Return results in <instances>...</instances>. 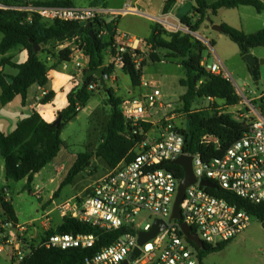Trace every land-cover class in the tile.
Returning a JSON list of instances; mask_svg holds the SVG:
<instances>
[{
  "label": "built area",
  "instance_id": "obj_1",
  "mask_svg": "<svg viewBox=\"0 0 264 264\" xmlns=\"http://www.w3.org/2000/svg\"><path fill=\"white\" fill-rule=\"evenodd\" d=\"M0 8H3L1 4ZM17 10L27 12L29 22L39 18L46 22L78 24H94L98 19H115L120 15L139 13L130 5L120 11L103 6L59 7L34 4ZM161 25L168 32L181 31L195 37V33L183 24L174 26L164 20ZM108 35L107 29L98 32L100 38ZM115 37L121 42L115 41V54L112 53L108 67L123 69V56L131 52L139 68L140 62L135 53L139 50V40L130 34L118 35L117 32ZM68 46L73 51L71 61L81 71L89 61L83 49L84 44L76 35L68 42ZM201 66L207 72L228 79L218 63L210 66L203 60ZM103 78L106 83L116 81L114 73L110 75L104 72ZM99 84L100 79L91 84L89 90H97ZM144 86L150 88L148 94L140 99L126 100L121 106L126 121L133 127H141V138L132 151L134 157L109 168L102 178L85 189L82 197L76 198L77 203L68 202L60 208L63 218L77 219L101 231L120 232L111 245L89 255L85 264H201L199 251L182 232L183 225L198 234L205 245L216 247L235 239L250 226L253 216L241 205L240 200L253 205L264 204V112L251 106L253 117L247 122L246 132L221 157L206 161L199 155L185 152V137L177 126L181 117L172 111L159 118L161 111L166 108L161 91L153 82L145 83ZM239 92L242 90H237ZM46 94L44 91L43 95ZM209 100L214 102L213 98ZM144 124L151 125V128L143 130ZM202 143L218 145L219 141L213 136H206ZM181 156L193 158L196 182L185 192L181 203V218L172 219L184 177L180 178L177 170L168 167L179 166L173 162ZM203 181H209L215 188L203 186ZM218 190L229 193L231 197L211 193ZM157 220L164 222L166 228L140 244V234L150 232ZM14 226L13 221L4 214L0 230ZM18 228L22 233L26 231L25 226ZM21 237L17 236L14 240L4 238L0 242V254L8 247L11 264H24L25 259L38 248L91 250L98 241V237L93 234L54 233L39 243L24 242ZM137 250L139 255L132 259Z\"/></svg>",
  "mask_w": 264,
  "mask_h": 264
},
{
  "label": "trees",
  "instance_id": "obj_2",
  "mask_svg": "<svg viewBox=\"0 0 264 264\" xmlns=\"http://www.w3.org/2000/svg\"><path fill=\"white\" fill-rule=\"evenodd\" d=\"M176 2L177 0H165L163 13L168 14ZM195 2L196 7L193 12L181 20V23L193 33L200 30L209 12L217 15L220 9H235L241 6L253 7L260 13L264 12V3L260 0H218L212 4L207 0H195ZM0 3L5 6V8H0V32L4 36L0 43V54L5 55L16 47H23L28 52V59L23 64H13L7 59L1 61V65L8 64L18 70L16 76H8L0 70V102L2 105H7L17 96H21L25 100L33 85H39L42 88L48 87L49 72L52 70L50 62L53 58L57 59V65L71 62L70 57L73 51L69 46L57 51L59 46L70 42L71 38L55 45L52 44V41L64 39L70 33L78 30L80 24L60 21L46 22L39 18H34L29 22L27 21L28 13L17 10L26 7L27 3L22 0H2ZM101 3L102 0H94L90 7L102 6ZM34 5L74 6L71 0L36 2ZM93 26L94 37L89 32L78 35L84 44V52L89 57L85 74L90 70L104 68L105 74L112 75L114 66H106V56L109 50L115 54L116 21L108 22L105 19H98ZM221 26L224 30L223 33L239 47L243 56L253 49L264 47V29L247 34L225 23H222ZM102 29H107L109 35L100 38L98 32ZM152 31L153 34L145 41L146 44L154 50H163L165 58L168 60H182L181 64L188 72L187 78L181 80V85L188 91L180 107V111L186 117L187 128H179L185 137V152L199 155L206 161L221 157L246 132L247 122H238L231 115L220 112V106H215L214 109L192 110L189 98L192 96L213 98L215 101H222L225 107L230 108L240 104L241 96L231 81L221 75L207 72L201 66L204 52L207 49L203 42L188 33L168 32L159 23L152 25ZM34 44L41 47L37 53L34 52ZM214 44V42H210L211 47ZM44 50L47 53L45 58L41 57ZM135 53L138 58L143 54L140 50ZM123 57L125 62L123 71L130 77L133 88H140L143 73L136 67L133 53L128 52ZM150 57L152 61H162L157 54L151 53ZM98 81V78L90 77L86 83H81L70 91L67 97L68 105L60 112L63 118L60 127L46 122L39 113L35 112L32 116L19 122L11 134L6 135L0 131V161L4 162L7 180L19 182L26 179L27 187L31 191L35 175L58 156L64 146L62 132L65 126L75 120L79 113L88 106L94 96V91H90L89 87ZM53 96V92L47 93L42 99V103L50 102ZM262 100L264 101V99ZM123 101V98L116 97L113 90H110L108 103L112 112L106 136L95 152L78 155L77 161L70 169L61 187L71 184L76 176L90 167L93 157L102 158L109 168H114L122 161H129L134 157L132 151L141 138V127H133L126 121L121 109ZM150 128L149 124L143 125L145 131ZM206 136L217 138L219 144L202 143ZM168 168L177 170L180 178L185 176L183 168L179 166L170 165ZM211 193L217 196L231 197L229 193L220 190L211 191ZM6 195V192L0 194V205L5 215L15 225H18L14 207L6 200ZM56 195L57 193L54 196ZM240 203L253 217L264 222V204L253 205L241 200ZM54 233L93 234L98 237V241L94 249L91 250L38 248L25 259L24 264H85V259L89 255L111 245L120 235V232L101 231L68 217L64 218L61 226L56 230L52 229L46 232L42 238ZM229 242L216 247L206 244L204 250L196 247L192 242L191 244L199 251L200 263L203 264V259L207 254L222 251Z\"/></svg>",
  "mask_w": 264,
  "mask_h": 264
},
{
  "label": "rangeland",
  "instance_id": "obj_3",
  "mask_svg": "<svg viewBox=\"0 0 264 264\" xmlns=\"http://www.w3.org/2000/svg\"><path fill=\"white\" fill-rule=\"evenodd\" d=\"M40 1H54V0H40ZM65 1V0H59ZM74 6L87 7L90 6L94 0H71ZM107 5L121 6L123 2H134L137 0H106ZM179 4L174 8L173 13L179 16H185L189 12H193L196 7L195 0H179ZM264 2V0H261ZM2 2V0H0ZM149 0H140L137 5L141 14H128L120 21L119 35L131 34L140 39L149 38L152 35V25L147 21L148 18L144 16V11ZM105 1L102 0L101 4ZM1 4V3H0ZM151 12L156 17H161L164 5L163 0H152ZM124 6H122L123 8ZM125 8V7H124ZM228 15L221 14L215 16L208 14L201 25L200 30L195 33L198 38L206 46L204 52V60L208 65H213L217 62L229 81L237 90H242L238 94L242 100L239 105L235 107H225L222 101L212 102L207 98L190 97V106L192 110L201 109H214L215 106H220L219 111L231 115L238 122H249L253 117L251 106L255 107L260 112H264V47H259L252 50V54L258 60L256 69L258 77L254 78L253 71L247 63L245 56L239 50V47L224 34L212 29L213 25H220L222 20H228L237 24L238 27L243 26L245 32L256 33L264 29V12L258 13L253 7H242L239 10H224ZM211 19V20H209ZM173 19L171 18L170 21ZM127 29H132L126 31ZM3 34L0 32V42ZM210 42H214L213 48ZM61 50V49H60ZM57 48V51H60ZM142 56L138 58L140 62L139 69L143 73V82H153L156 88L161 91L162 102L166 106L161 111L159 118L165 117L169 112H176L181 118L178 119L177 126L179 128H187V121L184 113L180 111L181 104L187 94V88L181 85V80L186 79L188 72L181 64L182 60L171 61L165 58L163 50H154L149 45L141 46ZM157 54L162 61H152L150 54ZM47 53L45 50L41 53V57L45 58ZM112 50L107 52L106 64L110 63ZM16 63H22L21 57L15 60ZM1 63V60H0ZM52 70L57 68V59L53 58L50 62ZM10 67V66H7ZM76 69L73 62L67 65L66 74H73ZM15 72L11 67L7 68V72ZM114 77L118 78L116 88L120 89L119 96L123 100L140 99L148 94L149 87L142 86L140 88H133L130 77L121 70L114 66ZM75 74V73H74ZM76 76V74H75ZM106 87L102 84L98 85L97 90L94 91L89 105L79 113L78 117L72 122L68 123L63 132L62 140L64 141L63 153H68L71 156L78 157L79 154L85 152H95L96 148L100 145L101 141L107 134V126L111 118L112 108L108 103L107 82ZM248 100V101H247ZM250 101V103H249ZM251 104V105H250ZM170 105V107H167ZM169 115V114H168ZM62 155L54 163H51L43 172L40 178L41 182H45L43 189L40 185V195L35 194V187L32 186L30 191L27 187V180L24 179L19 182H10V198L13 204L19 211V224L24 225L28 230L39 232L40 237L44 236V231L40 232V223L45 222L43 219L42 203L53 199L54 193L59 192L58 197L54 199V205L49 210L50 225L55 228L63 223L61 216L62 204L77 203L78 200L74 199L78 195L82 197L84 189L93 185L96 181L102 178L109 170L107 163L102 158L92 159V164L84 172L80 173L71 184L61 185L58 184L61 174L57 171L62 162ZM51 172V173H50ZM3 177V176H2ZM55 179L50 183L49 178ZM2 179V178H1ZM5 180V178H4ZM3 180H0V189ZM62 205V206H63ZM36 221L34 227L30 226L31 222ZM9 236L13 237L14 229L9 230ZM34 241L36 243L40 242ZM0 238V242H2ZM0 264H11L9 259V248L0 254ZM203 264H264V227L263 222L259 221L256 217L251 218L250 226L238 237L231 240L226 247L216 253L207 254L203 259Z\"/></svg>",
  "mask_w": 264,
  "mask_h": 264
},
{
  "label": "crops",
  "instance_id": "obj_4",
  "mask_svg": "<svg viewBox=\"0 0 264 264\" xmlns=\"http://www.w3.org/2000/svg\"><path fill=\"white\" fill-rule=\"evenodd\" d=\"M22 1L24 3H27L28 5L34 4L36 2H49V1H40V0H22ZM103 1H105V3L102 4L103 7L107 8V9H112L115 11H120V10L124 9V7L127 5L132 6V4H131L132 2H130V3L129 2H123L121 4V6L120 5L119 6H117V5H110L109 6V5H107L106 0H103ZM163 1L165 4V0H163ZM182 1H184V0H182ZM207 1H208V3L212 4L218 0H207ZM179 2L180 1L177 0V2L174 4V6L172 7V9L170 10V12L168 14H164L163 9H162V14H161V17L159 18V17H156L155 14H152V12H151L152 0H149V2L147 4L145 3L146 8H145V10H143L144 11L143 15L146 16V18H148L147 21L151 24H154V23L162 24V21L166 20L171 25L178 26V25L182 24L181 20L183 17L186 16V15L185 16H179V15H176L175 13H173L174 8L176 7V5L179 4ZM139 3H140V0L135 1L133 4L134 6H132V7L139 11V9L137 7V5H139ZM122 6H124V7L122 8ZM163 7H164V5H163ZM242 7H245V6H241V7L235 8V9H231V10H237V9L239 10V8H242ZM3 8H5V6H3ZM224 10H227V9L226 8L220 9L218 11L217 15H215V16H220L222 13L225 15H228L229 13H225ZM258 13H260V12H258ZM138 14H141L140 11ZM189 14H191V12H189ZM209 14H212V13L209 12ZM124 16L125 15H120V16L115 17V19L112 17L107 18L108 21H110L112 19L114 21H116V32L118 33V35H119V31H120V28H119L120 27V24H119L120 21L119 20H122L124 18ZM171 18L173 19L172 21H170ZM222 23L228 24V25H230L234 28L240 29L244 32L246 31L243 26L238 27L237 24H234L233 22H230L228 20H222L220 22V25ZM131 30L132 29H127L126 31H130L129 33H131ZM245 33H247V32H245ZM152 34H153V31H152ZM247 34H252V33H247ZM3 37L4 36H2V39H3ZM134 37H136V36H134ZM136 38L140 42V45L138 46V48L141 51V46L147 45L145 41L149 38H147V37L144 39H140L138 37H136ZM115 41H116V43L121 42V40L117 37H115ZM67 44H68V42H66L64 45L59 46L58 47L59 50L64 49L67 46ZM108 52H110V50ZM18 56L21 57L22 63H16L15 62V60L18 58ZM4 59L9 60L10 63H13V64H23L28 59V52L23 47H16V48L12 49L11 51H9L5 55L0 54V60L2 61ZM216 63L217 62H215L214 64H216ZM68 64L69 63H63V64L57 66V68H55L49 72V85L47 88H42L39 85H33L29 89L25 100L21 96H17L11 103H9L7 105H2L0 102V131L6 135L11 134L16 129L19 122H21L22 120L32 116L35 112L39 113L46 122L54 123L58 119L60 112L64 108L67 107V105H68V98L67 97H68V94L70 93V91L73 88L80 85L81 83H83L85 70L87 69V65H88V63H86L85 68L82 69L81 71L78 69H75L74 70L75 71L74 73L76 74V76H75L74 73L69 75V74H66L64 72V71H66ZM109 64L110 63H107L106 66L108 67ZM7 66H10L13 70L17 71V73L11 72V71L7 72V68H10ZM0 70L3 71L8 76H16L18 74V70L15 67H12L11 65H8V64L1 65V63H0ZM121 70L123 71V69H121ZM114 74H115V72H114ZM115 79H116L115 82L111 81L109 86L107 85L108 94L106 95V99L109 98L110 90H113L116 97L123 98V97L119 96L120 89L116 88L118 78H115ZM106 84H108V83H106ZM142 86H144L143 79H142ZM44 91L46 93H49V92L54 93L53 99L48 103H42V99L45 97V95H43ZM147 91H148L147 93H149L150 89H147ZM0 94H1V89H0ZM91 153H93V152H91ZM59 155L63 156L61 165H59V167L57 169V171H59L58 173L61 174V178L58 181V184L61 185L62 182L65 180L67 174L69 173L70 169L72 168V166L77 161L78 157L71 156L67 152L63 153V146H62L61 151L59 152L58 156L51 163H54L55 161H57V159L59 158ZM50 164H48L41 172H39L38 174L35 175L34 181L31 185V190H32V186H34L36 189L35 194L40 195V190H41L40 185H42V187L45 185V182L44 181L41 182L40 178L43 175L44 170ZM91 164H92V162H91ZM0 166H1L0 180H3L2 184H1L0 194L2 192H7L6 200L9 201L13 205L17 219H18V225H15L13 228L5 229V230H3V232L0 230V238H2V240L4 238H6V239L9 238V239L14 240V239H16L17 236L21 235L22 236L21 238L24 242L36 243L34 241H39L38 239L42 240L43 238L40 237L39 232H34V231L28 230V228H26V231L24 233H22L21 230L18 228L19 226H24V225L19 224V215H20L19 211L17 210L16 206L13 204V200L10 198V193H11L10 182H12V181L7 180V178L5 176V166H4L3 160L0 161ZM4 178H5V180H4ZM49 180H50V183H53L55 181V179L52 177H50ZM44 188L45 187H43V189ZM87 188H85V189H87ZM59 192H60V190L58 192H55V193H57V195L53 196V199L51 198L49 201L42 203L41 208L43 211V216H42L43 219L47 218V217L49 218V213H51L53 211V210H49V209L52 205H54L55 202H53V201L56 197H58ZM55 193H54V195H55ZM79 196L80 195H78L74 199L78 198ZM61 206H57L56 208H59ZM4 214L5 213H4V211L0 205V222H1V220L4 219ZM63 220H64V218H63ZM35 225H36V221H33L30 224V226H32V227H34ZM61 225H59V226H61ZM58 227L53 228L50 225V219H48V220H45V222L40 223V232L45 230V232L43 233L45 235L46 232H49L52 229L56 230ZM10 229H14L13 237L9 236L10 235L9 234Z\"/></svg>",
  "mask_w": 264,
  "mask_h": 264
},
{
  "label": "water",
  "instance_id": "obj_5",
  "mask_svg": "<svg viewBox=\"0 0 264 264\" xmlns=\"http://www.w3.org/2000/svg\"><path fill=\"white\" fill-rule=\"evenodd\" d=\"M209 20H211V19H209ZM93 28H94V26L92 23H88V24L80 23L78 30L70 33L64 39H61L59 41H52V44L55 45L57 43L64 42L68 38H72L76 35L84 34L85 32H89V34L92 37H94ZM212 29L214 31H217L220 33H223V31H224L223 27L221 25H213ZM40 50H41V47L38 44H34V52L37 53ZM245 59L253 71L254 78H257L258 72H257L256 66H257L258 60L255 58V56L251 52L245 55ZM103 74H104V68H101L98 70H90L84 75L83 83H86L90 77L94 76V77L100 79L101 84L104 87H106V82L103 78ZM62 122H63V118L61 115H59L58 119L53 124L56 125L57 127H60ZM173 164L179 165L180 167L183 168V170L185 172V176L180 183L178 195H177V198H176V201L174 204L173 213H172V219H180L181 218V203L184 200L185 192L190 185H192L196 182V177H195L194 172H193V158L192 157L181 156L177 160H175L173 162ZM202 185L209 187V188H215V186L212 183H210L209 181H203ZM263 227H264V222H263ZM165 228H166V224L160 220H157L154 227L152 228V230L150 232L140 234V244H144L148 240L154 238ZM182 232L184 233L186 238L189 241H191L192 243H194L197 247H200L202 250L205 249V244L199 238L198 234L192 232L188 226L183 225L182 226ZM137 255H139V250H137L136 253L131 258L133 259Z\"/></svg>",
  "mask_w": 264,
  "mask_h": 264
}]
</instances>
